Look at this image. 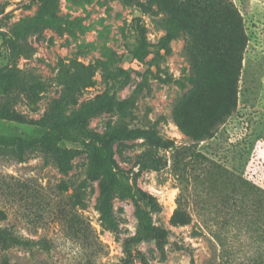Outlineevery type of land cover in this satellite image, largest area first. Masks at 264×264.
<instances>
[{
  "label": "rangeland",
  "instance_id": "374dc122",
  "mask_svg": "<svg viewBox=\"0 0 264 264\" xmlns=\"http://www.w3.org/2000/svg\"><path fill=\"white\" fill-rule=\"evenodd\" d=\"M46 1L57 23L11 59L3 41ZM236 73L234 112L203 139L182 131L176 112L196 82L226 90ZM69 88L67 117L104 94L121 105L72 127L76 141L59 144L80 151L68 174L39 150L23 162L0 157V232L21 242L0 245V264H129L136 252L148 264H264V0H0V101L14 98L25 117L0 121V134L41 138L37 122ZM122 128L153 131L158 143L114 145L111 229L90 172L98 146ZM139 214L166 232L163 253L140 236Z\"/></svg>",
  "mask_w": 264,
  "mask_h": 264
},
{
  "label": "trees",
  "instance_id": "16d2710c",
  "mask_svg": "<svg viewBox=\"0 0 264 264\" xmlns=\"http://www.w3.org/2000/svg\"><path fill=\"white\" fill-rule=\"evenodd\" d=\"M55 3L46 1L41 12L34 18L23 21L16 27L10 37L3 41L4 46L10 52V58L16 59L21 56H28L30 48L23 43L28 36L39 32L42 25L57 23L54 21L53 7ZM147 52L145 43H140L134 53V59L142 61ZM14 69L7 70V74L11 81L16 82V73ZM206 80H198L197 87L193 94L186 98L176 112L177 122L180 129L188 134L195 136L197 139H203L211 134L212 130L226 117L230 116L237 105V81L238 74L236 73L231 84L222 90L220 84L209 88L205 83ZM17 89V88H13ZM12 90V91H13ZM223 91V92H222ZM72 90L68 89L67 93L50 108L46 117L39 122V125L44 126L47 131L41 138L33 140H25L21 137H9L0 134V157L9 156L20 162L25 161L29 153L40 151L46 163H53L63 174H68L72 168V163L79 155L80 151L72 148H63L59 144L64 141H76L72 137L71 129L74 126L85 124L87 117L91 115L111 110L114 107H119L121 103L116 102L107 94L102 95L96 101L88 103L71 117L65 115L67 106L72 98ZM17 102L14 98L7 97L6 100L0 101V121H18L25 122V117L18 114L15 110ZM210 108L214 116L211 119L205 117L202 108ZM134 138H142L152 144H157L158 140L153 131H142L139 129L122 128L115 131L108 139L104 140L97 148V153L93 158V165L90 172V177L93 180H101L100 193L97 199V208L101 215L102 222L111 229L116 226L113 214V199L114 189L119 183L116 171L118 165L114 158V145L121 140H130ZM144 169H149L150 164L142 163ZM140 197L146 201L152 209H156L154 199L148 194L141 192ZM141 220L140 236L142 239L154 240L160 252H164L165 246L168 244V236L166 232L158 227H152L147 223L146 218ZM5 218V214L0 212V219ZM19 241L12 234H5V231L0 232V245L4 248L10 246V243H18ZM21 243V242H19ZM182 248L181 244H175ZM129 264H148L145 257L136 252L131 254ZM7 264V263H5Z\"/></svg>",
  "mask_w": 264,
  "mask_h": 264
}]
</instances>
